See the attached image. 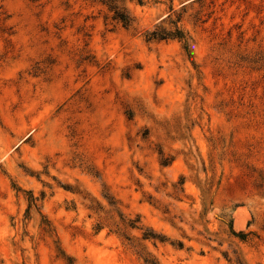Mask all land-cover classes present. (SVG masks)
Segmentation results:
<instances>
[{
    "label": "rangeland",
    "instance_id": "obj_1",
    "mask_svg": "<svg viewBox=\"0 0 264 264\" xmlns=\"http://www.w3.org/2000/svg\"><path fill=\"white\" fill-rule=\"evenodd\" d=\"M118 5L0 0V264H264V0Z\"/></svg>",
    "mask_w": 264,
    "mask_h": 264
},
{
    "label": "trees",
    "instance_id": "obj_2",
    "mask_svg": "<svg viewBox=\"0 0 264 264\" xmlns=\"http://www.w3.org/2000/svg\"><path fill=\"white\" fill-rule=\"evenodd\" d=\"M101 5L105 6L109 13H111V20L115 23L121 24L122 27L127 28L131 25L132 19L129 15L119 7L118 0H96ZM169 39L183 40L182 33L175 30L174 33L157 30L151 33L150 40L165 41Z\"/></svg>",
    "mask_w": 264,
    "mask_h": 264
}]
</instances>
